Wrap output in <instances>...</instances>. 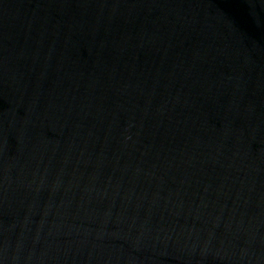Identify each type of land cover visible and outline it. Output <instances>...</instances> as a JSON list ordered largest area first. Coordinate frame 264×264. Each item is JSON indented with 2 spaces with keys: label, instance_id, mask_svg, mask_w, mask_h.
<instances>
[{
  "label": "water",
  "instance_id": "1",
  "mask_svg": "<svg viewBox=\"0 0 264 264\" xmlns=\"http://www.w3.org/2000/svg\"><path fill=\"white\" fill-rule=\"evenodd\" d=\"M0 264H264V0H0Z\"/></svg>",
  "mask_w": 264,
  "mask_h": 264
}]
</instances>
